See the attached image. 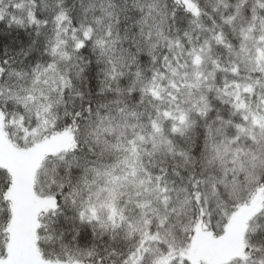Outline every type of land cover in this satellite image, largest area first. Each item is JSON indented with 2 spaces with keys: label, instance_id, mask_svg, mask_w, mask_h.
<instances>
[{
  "label": "snow or ice",
  "instance_id": "1",
  "mask_svg": "<svg viewBox=\"0 0 264 264\" xmlns=\"http://www.w3.org/2000/svg\"><path fill=\"white\" fill-rule=\"evenodd\" d=\"M0 264H264V0H0Z\"/></svg>",
  "mask_w": 264,
  "mask_h": 264
}]
</instances>
